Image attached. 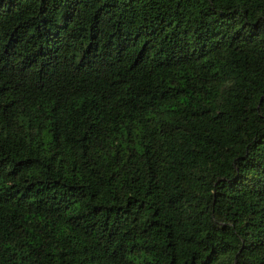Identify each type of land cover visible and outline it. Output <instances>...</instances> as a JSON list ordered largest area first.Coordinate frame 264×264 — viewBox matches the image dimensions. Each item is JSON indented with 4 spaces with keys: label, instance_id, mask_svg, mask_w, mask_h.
<instances>
[{
    "label": "trees",
    "instance_id": "trees-1",
    "mask_svg": "<svg viewBox=\"0 0 264 264\" xmlns=\"http://www.w3.org/2000/svg\"><path fill=\"white\" fill-rule=\"evenodd\" d=\"M0 264H264V0H0Z\"/></svg>",
    "mask_w": 264,
    "mask_h": 264
}]
</instances>
